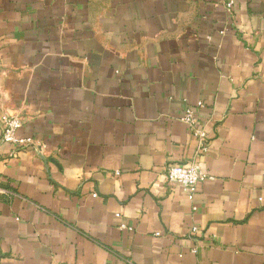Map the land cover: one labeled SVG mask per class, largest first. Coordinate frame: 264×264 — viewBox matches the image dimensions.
Segmentation results:
<instances>
[{
  "label": "crops",
  "instance_id": "1",
  "mask_svg": "<svg viewBox=\"0 0 264 264\" xmlns=\"http://www.w3.org/2000/svg\"><path fill=\"white\" fill-rule=\"evenodd\" d=\"M227 1L0 0V264H264V0Z\"/></svg>",
  "mask_w": 264,
  "mask_h": 264
},
{
  "label": "built area",
  "instance_id": "2",
  "mask_svg": "<svg viewBox=\"0 0 264 264\" xmlns=\"http://www.w3.org/2000/svg\"><path fill=\"white\" fill-rule=\"evenodd\" d=\"M234 1L229 0L225 3L228 12H232ZM221 34L223 31L220 32ZM209 38V37H208ZM198 106H202V102L199 101ZM179 120L183 122L194 135L197 140L198 152H205L208 149L207 135L202 126L197 121L194 107L184 102L182 113L179 116ZM21 119L17 116L3 115L0 117V139L5 143H15L19 147H26L31 145V138H20L17 136V131L21 127ZM36 150H42L45 146H34ZM165 175L169 181L178 183L184 191L189 201H193L195 197V191L197 184L206 179L211 178L204 169L198 163H190L189 165H181L177 163H168L164 168ZM195 210V206L192 207ZM121 228H128L127 225L122 223ZM131 229V227H129ZM195 227H192V231ZM192 252L196 249L192 248Z\"/></svg>",
  "mask_w": 264,
  "mask_h": 264
}]
</instances>
